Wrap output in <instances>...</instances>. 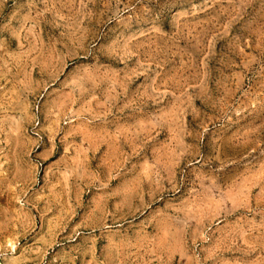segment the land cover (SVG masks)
<instances>
[{
	"label": "rangeland",
	"instance_id": "1",
	"mask_svg": "<svg viewBox=\"0 0 264 264\" xmlns=\"http://www.w3.org/2000/svg\"><path fill=\"white\" fill-rule=\"evenodd\" d=\"M0 264H264V0H0Z\"/></svg>",
	"mask_w": 264,
	"mask_h": 264
}]
</instances>
